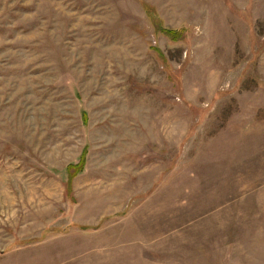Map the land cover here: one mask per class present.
<instances>
[{"label": "rangeland", "instance_id": "obj_1", "mask_svg": "<svg viewBox=\"0 0 264 264\" xmlns=\"http://www.w3.org/2000/svg\"><path fill=\"white\" fill-rule=\"evenodd\" d=\"M0 264H264V0H0Z\"/></svg>", "mask_w": 264, "mask_h": 264}, {"label": "trees", "instance_id": "obj_2", "mask_svg": "<svg viewBox=\"0 0 264 264\" xmlns=\"http://www.w3.org/2000/svg\"><path fill=\"white\" fill-rule=\"evenodd\" d=\"M165 30H166L165 33H167V35L169 34V36H170L171 35L170 31H168L167 29H165ZM85 154H86L85 152H82L77 163L67 165L66 170L69 173H72L68 181H71L73 178L72 176H75V174L82 172L84 164H85ZM72 169H73V171H72ZM68 185L70 187L69 182H68Z\"/></svg>", "mask_w": 264, "mask_h": 264}]
</instances>
